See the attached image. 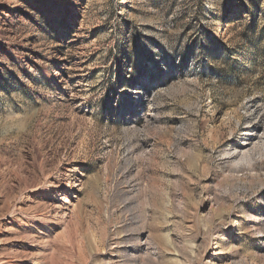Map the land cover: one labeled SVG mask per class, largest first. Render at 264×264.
Instances as JSON below:
<instances>
[{
    "label": "rangeland",
    "instance_id": "374dc122",
    "mask_svg": "<svg viewBox=\"0 0 264 264\" xmlns=\"http://www.w3.org/2000/svg\"><path fill=\"white\" fill-rule=\"evenodd\" d=\"M0 264H264V0H0Z\"/></svg>",
    "mask_w": 264,
    "mask_h": 264
}]
</instances>
